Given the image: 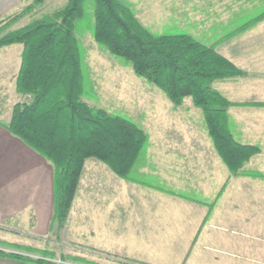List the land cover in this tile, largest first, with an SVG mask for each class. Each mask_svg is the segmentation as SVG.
I'll return each instance as SVG.
<instances>
[{
    "label": "trees",
    "instance_id": "16d2710c",
    "mask_svg": "<svg viewBox=\"0 0 264 264\" xmlns=\"http://www.w3.org/2000/svg\"><path fill=\"white\" fill-rule=\"evenodd\" d=\"M44 1L35 0L22 13L0 21V48L23 45L15 90L30 97L28 101L16 103L11 120L1 123L53 164V225L58 236L68 219L86 160L96 158L119 177L133 180L131 173L148 142V135L129 117L92 107L83 99L76 23L84 15L85 0H68L54 15L35 18L26 26L1 35ZM94 1L95 41L113 56L130 63L137 76L157 86L176 106L191 97L194 105L203 111L209 136L230 172L238 174L261 152L259 145L237 141L229 115L230 107L237 104L212 88L216 80L245 74L222 56L215 45H206L187 33L156 35L122 0ZM262 19L264 13L256 20ZM161 190L198 201L171 189ZM207 218L208 215L204 221ZM46 241L49 245V238ZM0 247V257L28 264H67L69 260L76 264H99L64 254L58 263L54 261L56 253L48 247L2 240ZM120 263L146 264L128 259Z\"/></svg>",
    "mask_w": 264,
    "mask_h": 264
},
{
    "label": "rangeland",
    "instance_id": "374dc122",
    "mask_svg": "<svg viewBox=\"0 0 264 264\" xmlns=\"http://www.w3.org/2000/svg\"><path fill=\"white\" fill-rule=\"evenodd\" d=\"M34 1L22 0L21 4L14 5L3 18L22 13ZM122 1L129 5L140 22L156 35L196 33L198 35L196 38L205 39L209 33L214 34L212 32L216 29L221 31L227 30L225 29L227 27L233 29L231 34L222 36L211 44L215 45L216 50L227 59L228 56L233 57L238 54V46L223 44L225 39L245 27L254 25L258 22L256 19L264 13V0ZM67 2L68 0H45L37 5L34 11L25 13L12 23L1 35L22 28L35 18L54 15ZM94 10L95 1L85 0L84 15L76 23V35L82 58L83 99L92 107L129 117L147 133L148 142L131 173L133 181L136 180V183L147 185L168 195L172 194L161 189H171L176 193L203 201L208 206L213 204L211 220L213 226L209 227V231L214 237L223 236L225 239L223 244L227 246L220 247V241L215 238L216 243L213 245L215 250L210 256L219 257V260H215L213 264H257L259 250L263 251L260 248H264V239L261 236L264 235V227L257 225L261 224V221L256 220L255 178L250 176L241 179L242 175H238L239 173L230 172L209 136L203 111L194 105L191 97L185 98L181 105L176 106L157 86L137 76L130 63L113 56L95 41ZM251 16L253 17L245 24L246 26H240L243 20L246 21ZM219 44L224 45L221 51L218 50ZM22 50L21 44L0 49V108L6 109V104L10 106L11 102L22 96V102L30 99L24 95L15 98L12 94L10 77L21 65ZM236 78L216 80L212 83V88L223 96L228 94L236 97L239 88ZM229 79L233 81L229 82ZM237 100V97L235 101L230 100L237 105L230 107L229 115L232 131L240 142L237 113L241 103ZM258 167L250 161L243 170L253 173ZM120 178L118 214L119 219L123 221L127 215L128 185L125 181L127 179ZM242 181L252 184L250 194L245 193ZM91 214L94 215V212ZM209 215L211 211L208 212V217ZM124 229L122 228L123 231L120 232L118 230V234L111 237V243L118 252L100 250L93 246V242L90 243L82 238H80L83 240L82 243L70 244L71 246L63 244L62 240L65 238L60 234L62 229L58 236L53 233V236L49 237V245L47 241H43L35 246L54 250L57 255L54 261L58 263L61 262L60 255L64 254L67 257L81 256L99 264H121L120 262L125 263V259L152 264L119 253L124 252V249L127 250L128 246L131 249L133 245L140 246V244H130ZM57 237L60 239L58 242ZM257 248L259 250H256ZM217 249H222L223 252L220 253ZM66 263L76 264L72 260ZM183 263L179 259L165 260V264Z\"/></svg>",
    "mask_w": 264,
    "mask_h": 264
},
{
    "label": "crops",
    "instance_id": "0c3cea01",
    "mask_svg": "<svg viewBox=\"0 0 264 264\" xmlns=\"http://www.w3.org/2000/svg\"><path fill=\"white\" fill-rule=\"evenodd\" d=\"M21 3L22 0H0V20L14 5ZM252 17L243 20L240 26ZM225 29L212 30L214 34L209 33L205 39L196 38V33L190 35L211 45L233 32L228 27ZM224 43L238 46V54L228 58L246 72L237 77L236 97L241 103L237 113L238 137L242 144L259 145L261 152L250 160L259 166L253 171L256 175L243 169L238 175H242L241 179L255 178L256 220L261 221L257 225L264 227V20L241 29ZM223 44H219V51ZM19 69L10 77L15 98L21 97L15 90L14 77ZM225 96L236 100L233 95ZM22 97L10 106L6 104V109L0 108V240L36 245L56 234L53 225L55 170L49 160L2 124L11 120L12 108L17 100L22 102ZM119 178L104 162L96 158L86 160L68 220L60 233L65 238L63 244L75 245L86 239L100 250L115 252L111 237L125 228L130 244H140L133 245L132 249L128 246L123 250L125 253L119 252L128 257L152 264H165L167 258L182 260L183 264H213L219 260V257L210 256L215 250V238L220 241V247L227 246L223 244V236L214 237L209 231L213 226V209L204 221L210 211L207 203L168 195L136 183V180H125L128 185L127 215L121 221L118 214ZM242 185L245 193L250 194L252 184L242 181ZM261 236L264 239V235ZM260 249L263 251L256 249L260 251L256 262L264 264V248ZM217 251L223 252L222 249ZM0 264L28 263L0 257Z\"/></svg>",
    "mask_w": 264,
    "mask_h": 264
}]
</instances>
